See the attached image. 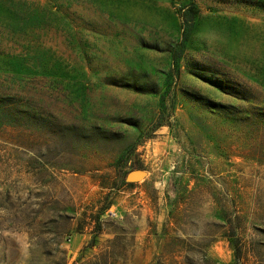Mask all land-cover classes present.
<instances>
[{"label": "rangeland", "instance_id": "obj_1", "mask_svg": "<svg viewBox=\"0 0 264 264\" xmlns=\"http://www.w3.org/2000/svg\"><path fill=\"white\" fill-rule=\"evenodd\" d=\"M0 264H264V0H0Z\"/></svg>", "mask_w": 264, "mask_h": 264}, {"label": "water", "instance_id": "obj_2", "mask_svg": "<svg viewBox=\"0 0 264 264\" xmlns=\"http://www.w3.org/2000/svg\"><path fill=\"white\" fill-rule=\"evenodd\" d=\"M146 175V172L140 169L129 171L125 177V180L127 182H133L137 179L144 177Z\"/></svg>", "mask_w": 264, "mask_h": 264}, {"label": "trees", "instance_id": "obj_3", "mask_svg": "<svg viewBox=\"0 0 264 264\" xmlns=\"http://www.w3.org/2000/svg\"><path fill=\"white\" fill-rule=\"evenodd\" d=\"M197 12H198V10L196 9V6L195 5H191L189 7V13H190L189 15L191 17H194L197 14Z\"/></svg>", "mask_w": 264, "mask_h": 264}]
</instances>
